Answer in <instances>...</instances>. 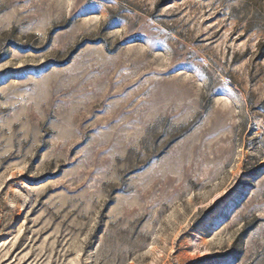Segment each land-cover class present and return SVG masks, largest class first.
<instances>
[{
	"label": "rangeland",
	"instance_id": "rangeland-1",
	"mask_svg": "<svg viewBox=\"0 0 264 264\" xmlns=\"http://www.w3.org/2000/svg\"><path fill=\"white\" fill-rule=\"evenodd\" d=\"M0 264H264V0H0Z\"/></svg>",
	"mask_w": 264,
	"mask_h": 264
}]
</instances>
